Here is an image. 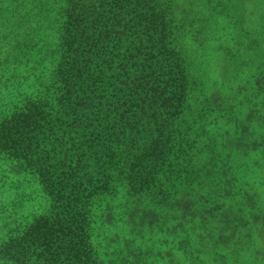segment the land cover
Wrapping results in <instances>:
<instances>
[{
  "label": "trees",
  "instance_id": "16d2710c",
  "mask_svg": "<svg viewBox=\"0 0 264 264\" xmlns=\"http://www.w3.org/2000/svg\"><path fill=\"white\" fill-rule=\"evenodd\" d=\"M251 1L0 0V264H264V77L205 76Z\"/></svg>",
  "mask_w": 264,
  "mask_h": 264
},
{
  "label": "rangeland",
  "instance_id": "374dc122",
  "mask_svg": "<svg viewBox=\"0 0 264 264\" xmlns=\"http://www.w3.org/2000/svg\"><path fill=\"white\" fill-rule=\"evenodd\" d=\"M250 2L252 1L250 0ZM255 9V15L261 19L259 21L251 20L250 28L247 31L261 33L262 39L258 44L253 42L254 39L245 40L236 34H234L233 41L225 36H217L206 42L205 52L210 57L206 62L203 59L206 63L205 76L215 83L210 82L206 89L214 94H218L217 91H219L221 96L230 97L237 90L234 87L239 86L240 83H251L250 79L248 80L246 77L254 74L264 77V20L262 17L264 16V4L255 7ZM0 59L1 61L7 60L5 65H8L11 71L10 82L15 85V88H11L9 93L12 95L14 106L19 102L21 95L33 91L36 87L41 55L36 48L4 47L0 49ZM230 78H235L231 84H229ZM256 90L261 97H264V86H261V83ZM258 106L264 109V101L260 102ZM262 114L264 115V113Z\"/></svg>",
  "mask_w": 264,
  "mask_h": 264
}]
</instances>
